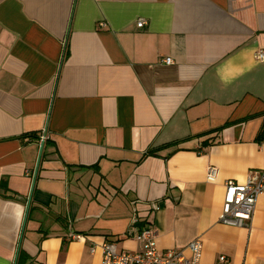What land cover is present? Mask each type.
Masks as SVG:
<instances>
[{
    "label": "crops",
    "instance_id": "0c3cea01",
    "mask_svg": "<svg viewBox=\"0 0 264 264\" xmlns=\"http://www.w3.org/2000/svg\"><path fill=\"white\" fill-rule=\"evenodd\" d=\"M259 52L264 0H0V264H100L134 220L264 264V196L219 223L224 184L264 170Z\"/></svg>",
    "mask_w": 264,
    "mask_h": 264
},
{
    "label": "built area",
    "instance_id": "2783aa9c",
    "mask_svg": "<svg viewBox=\"0 0 264 264\" xmlns=\"http://www.w3.org/2000/svg\"><path fill=\"white\" fill-rule=\"evenodd\" d=\"M144 22L139 21L137 27H142ZM257 60L264 62V53L257 54ZM165 65L171 64L170 58L163 60ZM45 136L41 135L39 143L42 144ZM26 176L30 173L26 172ZM217 176L214 167L206 170V180L213 182ZM224 197L222 211L219 216V223L231 227H250L254 215L255 203L258 197L264 196V170L248 172L242 184L227 181L224 184ZM157 206L152 205L150 212H156ZM147 220V217L145 218ZM137 220H134V223ZM134 223L127 231V236L138 245L136 251H119L115 245L104 242L101 247L100 264H200L202 256V243L196 239L191 241L185 248L159 250L152 226L145 221L141 227ZM71 239H78L79 236L71 235ZM93 252V249H91ZM219 261L223 264L226 260L221 257Z\"/></svg>",
    "mask_w": 264,
    "mask_h": 264
},
{
    "label": "water",
    "instance_id": "95a60500",
    "mask_svg": "<svg viewBox=\"0 0 264 264\" xmlns=\"http://www.w3.org/2000/svg\"><path fill=\"white\" fill-rule=\"evenodd\" d=\"M41 150H42V145H40V147H39V155L41 153ZM36 170H37V168L35 169V173H34V176L32 178L31 190H30L29 196L27 198V202H26V206H25V210H24V217H23V224H22L21 232L23 231L24 225H25V222H26V217H27V213H28V209H29V205H30L32 190H33V187H34V181H35V178H36ZM19 239H21V235H20ZM19 246L20 245L18 244L17 249H16V254H15V257H14V260H13V264H16V260H17V257H18Z\"/></svg>",
    "mask_w": 264,
    "mask_h": 264
}]
</instances>
